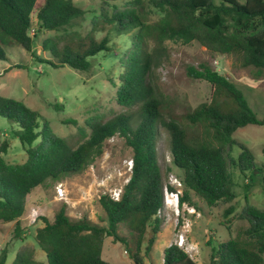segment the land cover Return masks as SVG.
Wrapping results in <instances>:
<instances>
[{
  "label": "trees",
  "instance_id": "1",
  "mask_svg": "<svg viewBox=\"0 0 264 264\" xmlns=\"http://www.w3.org/2000/svg\"><path fill=\"white\" fill-rule=\"evenodd\" d=\"M99 16L92 29L82 35L71 27L84 19L86 11L74 0H0V60H8L6 49L15 42L33 52L32 14L36 11L42 29L55 31L43 39V50L51 58L42 60L54 68L65 65L88 72L91 59L112 53L113 38L129 33L132 46L121 58L122 69L111 82L117 86V101L136 112L105 121L100 116L86 120L89 134L77 147L55 133L50 122L24 101L0 94V117L17 125L14 136L24 146L27 159L11 163L5 158L10 144L0 143V223L16 222L14 235L24 240L21 219L27 196L48 180L77 174L103 154L104 143L116 135L132 149L133 167L120 200L101 195L105 225L84 214L73 219L62 206L54 219L43 217L35 239L46 253V261L35 259V250L20 249L11 264H111L103 256L106 239L121 243L133 264H146L162 228L158 217L164 206L165 183L158 160L159 126L169 133L173 165L182 173L183 201L192 202L191 192L210 206L231 203L240 175L246 190H264V165L251 149L239 143L234 133L247 125H264L244 92L226 76L207 64L190 66L188 75L211 85V98L183 115L165 118V96L154 82L152 71L165 54V42H199L213 53H233L244 67L264 69V0H100ZM153 11L161 13L151 21ZM104 35L97 38V33ZM115 35V36H113ZM11 47V46H10ZM9 47V48H10ZM40 59V58H39ZM19 67H23L19 65ZM42 140L38 143V139ZM239 147L237 156L234 147ZM173 190V187L169 188ZM194 204V203H193ZM237 211L231 205L225 216ZM247 222L243 237L211 245L210 264H264V209L248 202L238 212ZM40 219V218H39ZM124 225L127 234L119 227ZM6 250L0 264H6ZM163 264H198L176 244L164 250Z\"/></svg>",
  "mask_w": 264,
  "mask_h": 264
},
{
  "label": "rangeland",
  "instance_id": "2",
  "mask_svg": "<svg viewBox=\"0 0 264 264\" xmlns=\"http://www.w3.org/2000/svg\"><path fill=\"white\" fill-rule=\"evenodd\" d=\"M244 3L245 0H238ZM43 0H39V4ZM74 4L86 11L84 19L76 22L72 30L86 35L93 27V20L99 16L100 0H74ZM161 13L153 11L150 20L155 21ZM31 35L34 36L33 54L23 49L15 42H11L6 49L8 60H0V94L6 97L24 101L28 106L38 110L47 119L53 131L66 138L73 147H77L86 138L79 134L83 129L89 134L86 120L92 116H100L105 121L120 114H130L138 110V106L128 108L117 101V86L111 78L118 82V74L122 69L121 58H124L132 46V36L124 33L113 38L115 41L112 53H100L91 59V69L88 72L74 70L65 65L54 68L42 60L50 59L49 52L43 50V39L54 37L55 31L39 27L36 11L32 14ZM104 33H97L101 38ZM115 36V35H113ZM165 54L158 65L153 68V80L165 96L168 107L165 118L174 115H183L211 98V85L202 79L188 75V68H199L207 64L220 74L226 76L241 89L248 99L252 109L259 118H264V69L252 66L244 67L241 57L233 53H213L199 42L185 44L182 42H165ZM40 58V59H39ZM22 65L23 67H19ZM17 125L9 119L0 117V143L7 141L10 144L7 161L23 163L27 154L19 138L14 136ZM236 141L246 144L259 163L264 165V125H247L239 128L233 135ZM42 140V136L38 142ZM158 160L163 171L165 186L180 191V213L177 216L170 208H163L158 217L162 221V228L146 264H163L164 250L175 244L180 232H187L188 247L183 248L198 264H210L211 245L223 242L230 237H243V230L247 222L238 217V212L250 202L264 209V190L255 186L246 190L247 181L240 175L237 178V198L231 203L219 202L210 206L194 192H191L189 206H194L196 214L184 212L181 205L184 185L181 187L174 181L182 182V173L172 161L169 133L164 126H159L157 141ZM240 149L235 146L233 154L238 155ZM132 149L125 139L116 135L108 139L103 146V154L93 161L85 170L69 176H62L58 180L50 179L36 191L31 193L26 201V211L21 219L23 228L22 241L14 235L16 222L0 223V255L4 250L8 253L6 264H11L17 252L23 247L34 248L35 259L46 261V253L38 245L36 230L44 225L43 217L54 219L55 213L65 206L68 215L73 219H80L84 214L90 221L105 225V211L99 203V196L110 194L115 189H123L130 178ZM63 183L68 190L70 203L56 198V187ZM91 191L93 202L82 200L84 192ZM170 191V189H169ZM82 200V201H81ZM236 205L237 211L231 216H225L226 210ZM33 206H39L41 215L37 222L30 224L25 219ZM188 225L182 228L186 218ZM122 235L127 234L124 225L119 227ZM103 256L111 264H133L126 252L125 246L106 239L103 247Z\"/></svg>",
  "mask_w": 264,
  "mask_h": 264
},
{
  "label": "built area",
  "instance_id": "3",
  "mask_svg": "<svg viewBox=\"0 0 264 264\" xmlns=\"http://www.w3.org/2000/svg\"><path fill=\"white\" fill-rule=\"evenodd\" d=\"M129 167L130 169H132L133 167V161L129 162ZM174 181L176 183H178L179 186H183L182 182L179 181L178 179H174ZM128 182V181H127ZM123 193V189H115L113 190L109 196L111 197V199L117 201L120 200L121 196ZM85 197L82 198L83 201L87 202V203H91L93 202L94 198H93V194L91 191H86L84 192ZM101 196H99L100 198ZM56 198L65 201L66 203H70V198L68 195V190L67 188L64 186L63 183H59L56 187ZM81 200V201H82ZM189 203L187 201H183L181 202L182 208L185 211H187L189 213V215H194L196 214V210L194 206H189ZM163 208H170L173 209L175 211V213L177 214V216L180 213V191L179 190H170L168 189V187H165V196H164V206ZM163 208L159 211V214L162 212ZM41 215V211H40V207L39 206H33L30 210V212L27 213V217L25 219L29 220V223H35L37 222V220H39V217ZM190 220V218H186L185 220H183V224H182V228L186 227L187 220ZM187 232H180L178 234L177 240L175 241V244L178 245L181 248H185L188 247V237L185 236Z\"/></svg>",
  "mask_w": 264,
  "mask_h": 264
},
{
  "label": "crops",
  "instance_id": "4",
  "mask_svg": "<svg viewBox=\"0 0 264 264\" xmlns=\"http://www.w3.org/2000/svg\"><path fill=\"white\" fill-rule=\"evenodd\" d=\"M37 189H38V188H37ZM37 189H36V190H37ZM36 190H35V191H36ZM33 192H34V191H33ZM33 192H32V193H33ZM30 195H31V194H29V195L27 196V199H28V197H29Z\"/></svg>",
  "mask_w": 264,
  "mask_h": 264
}]
</instances>
